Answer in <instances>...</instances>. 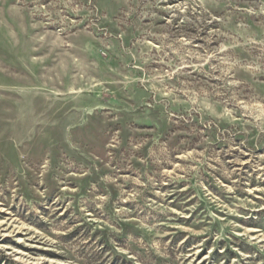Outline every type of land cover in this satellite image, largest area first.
Instances as JSON below:
<instances>
[{
  "label": "rangeland",
  "instance_id": "1",
  "mask_svg": "<svg viewBox=\"0 0 264 264\" xmlns=\"http://www.w3.org/2000/svg\"><path fill=\"white\" fill-rule=\"evenodd\" d=\"M0 264H264V0H0Z\"/></svg>",
  "mask_w": 264,
  "mask_h": 264
}]
</instances>
